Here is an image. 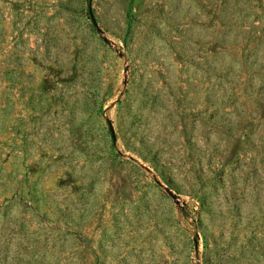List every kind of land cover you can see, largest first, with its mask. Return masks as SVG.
<instances>
[{
  "label": "rangeland",
  "instance_id": "rangeland-1",
  "mask_svg": "<svg viewBox=\"0 0 264 264\" xmlns=\"http://www.w3.org/2000/svg\"><path fill=\"white\" fill-rule=\"evenodd\" d=\"M0 264H264V0H0Z\"/></svg>",
  "mask_w": 264,
  "mask_h": 264
},
{
  "label": "water",
  "instance_id": "water-1",
  "mask_svg": "<svg viewBox=\"0 0 264 264\" xmlns=\"http://www.w3.org/2000/svg\"><path fill=\"white\" fill-rule=\"evenodd\" d=\"M92 21H93V23L95 24V21H94L93 18H92ZM159 184L162 185V183H160V182H159ZM165 190H166V192L172 197V199H173L174 201L178 202V196H177V194H175V193H174L170 188H168V187H165Z\"/></svg>",
  "mask_w": 264,
  "mask_h": 264
}]
</instances>
